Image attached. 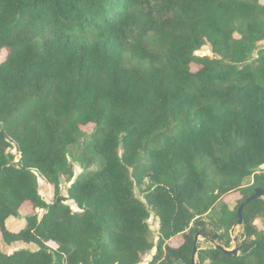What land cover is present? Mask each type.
<instances>
[{
    "label": "trees",
    "instance_id": "16d2710c",
    "mask_svg": "<svg viewBox=\"0 0 264 264\" xmlns=\"http://www.w3.org/2000/svg\"><path fill=\"white\" fill-rule=\"evenodd\" d=\"M0 51V233L37 247L0 264H192L199 233L231 247L264 190L261 0H0ZM243 219L237 257L198 244L197 264H264V199Z\"/></svg>",
    "mask_w": 264,
    "mask_h": 264
},
{
    "label": "rangeland",
    "instance_id": "374dc122",
    "mask_svg": "<svg viewBox=\"0 0 264 264\" xmlns=\"http://www.w3.org/2000/svg\"><path fill=\"white\" fill-rule=\"evenodd\" d=\"M262 4L264 5V0H261ZM197 55L199 56H207V55H211V52L208 51L207 49H204L203 51L197 53ZM7 56L6 51H0V63L5 60V57ZM191 69L193 72L198 71L200 68L196 65H192ZM83 130L85 131V133L88 136H91L94 132H95V126L94 125H89L87 127H84ZM84 139H81L79 141V145L76 147L71 148V152L69 154V161L73 166V171H74V180H76L83 172L84 169L82 167L86 166L88 163V158H85L84 156ZM13 154L16 156L17 161L19 159V155H17L16 150H13ZM97 169L96 167H92L90 170H95ZM89 170V171H90ZM72 184V183H71ZM69 183H65L61 185V191L64 194V196L67 195V189L70 187ZM39 186H40V195L42 196V198L48 203V204H52L54 203V198H55V193H54V187L52 185L47 184L46 182H44L41 178H39ZM137 195L139 198L142 197V195L137 191ZM241 198L239 193H233V194H229L228 196L225 197V201L227 203L230 204V206L232 208H235L237 205V201ZM67 204L76 212L79 211L77 205L73 202V201H68ZM33 209L32 206L30 204L25 205L21 211H20V217L19 218H11L7 221V228L8 230H10L11 232H17L18 230H20L22 227L25 226V217L28 215H31L33 213ZM37 214H39V216H41V214H43L42 211L38 210ZM259 230L260 231H264V226L262 225L261 222H257L256 223ZM149 225L150 228L152 230V232L154 233L155 238H157L158 236V231H159V220L158 218H156V216L154 214H152L150 220H149ZM231 235V233H230ZM243 235V231L241 228L237 229L235 235L231 238L233 240L234 237L238 236V238L242 237ZM181 243L180 238H175L173 240V244L175 245H179ZM213 247L212 244L210 242H208L206 239L204 238H200L199 240V248L200 250H204V249H209ZM0 248L1 250L6 253V254H12L14 252L20 251V250H32L35 251L37 250L36 246H31V245H27V244H12V245H7L1 236L0 233ZM234 248V243L232 241L231 247L229 248V250ZM156 254V250H153V252L151 253V255H149L146 260L143 262V264H149L152 259L153 256ZM197 263H198V257H197Z\"/></svg>",
    "mask_w": 264,
    "mask_h": 264
},
{
    "label": "water",
    "instance_id": "95a60500",
    "mask_svg": "<svg viewBox=\"0 0 264 264\" xmlns=\"http://www.w3.org/2000/svg\"><path fill=\"white\" fill-rule=\"evenodd\" d=\"M262 169H259L258 171L261 172ZM60 182L61 185L65 183L64 178H60ZM258 199H264V190L261 188H257L255 190V193L253 196H251L250 198H248L247 200H245V202L240 206V208L238 209V218L239 221L237 223L236 226L233 227V229L231 230V235L232 237L235 235L237 229L242 228L243 224H244V219H243V214L245 211V208L251 204L253 201L258 200ZM200 238H203V236L199 233L195 236V240H194V251H193V256H192V264H197V255L199 252V248H198V244H199V240ZM212 246L216 249L219 250L223 253H225L226 255L230 256V257H237L239 255V248H238V244H239V238L236 236L233 238V243H234V248L229 250V249H225L223 246L217 244L215 241L213 240H208Z\"/></svg>",
    "mask_w": 264,
    "mask_h": 264
},
{
    "label": "crops",
    "instance_id": "0c3cea01",
    "mask_svg": "<svg viewBox=\"0 0 264 264\" xmlns=\"http://www.w3.org/2000/svg\"><path fill=\"white\" fill-rule=\"evenodd\" d=\"M10 219H11V218H10ZM22 228H23V227H22ZM22 228H21V229H22ZM18 231H19V230H18Z\"/></svg>",
    "mask_w": 264,
    "mask_h": 264
},
{
    "label": "bare ground",
    "instance_id": "6f19581e",
    "mask_svg": "<svg viewBox=\"0 0 264 264\" xmlns=\"http://www.w3.org/2000/svg\"><path fill=\"white\" fill-rule=\"evenodd\" d=\"M238 237V236H237Z\"/></svg>",
    "mask_w": 264,
    "mask_h": 264
}]
</instances>
